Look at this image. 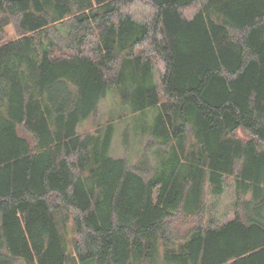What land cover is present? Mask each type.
Returning a JSON list of instances; mask_svg holds the SVG:
<instances>
[{"label": "trees", "instance_id": "16d2710c", "mask_svg": "<svg viewBox=\"0 0 264 264\" xmlns=\"http://www.w3.org/2000/svg\"><path fill=\"white\" fill-rule=\"evenodd\" d=\"M111 89L154 108L155 164L79 132ZM225 177L235 214L204 223ZM0 264H264V0H0Z\"/></svg>", "mask_w": 264, "mask_h": 264}, {"label": "rangeland", "instance_id": "374dc122", "mask_svg": "<svg viewBox=\"0 0 264 264\" xmlns=\"http://www.w3.org/2000/svg\"><path fill=\"white\" fill-rule=\"evenodd\" d=\"M131 9H135L140 16L149 12L148 8L142 7L140 3L132 5ZM8 36L13 38L15 31L13 25L6 28ZM153 77L156 82H159L164 71L163 63L153 57ZM133 93L124 100L121 92L111 89L103 97L97 107L96 112L88 119L82 121L78 125V130L81 133L93 131L96 124H104L106 121H111L114 125L113 137L109 147V154L114 157H126L130 164L139 161L142 155L148 157L151 164L158 161V156L154 147L146 148L147 133L146 129L153 123L154 108H148L145 112L134 111L135 99ZM239 135H244L238 131ZM224 189L218 194H211L208 185L203 189L204 214L202 220L204 223L212 219L215 222H225L233 218L235 214V186L233 178L225 177L223 180ZM198 218L184 216L182 213L170 218L168 243H159V259L160 263L163 260V251L165 247L176 246L187 231L197 223ZM72 219H69L66 240L71 245L73 233L70 231Z\"/></svg>", "mask_w": 264, "mask_h": 264}]
</instances>
